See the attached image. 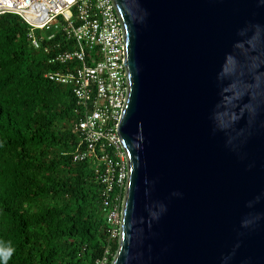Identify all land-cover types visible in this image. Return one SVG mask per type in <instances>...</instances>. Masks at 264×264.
<instances>
[{
    "label": "water",
    "instance_id": "95a60500",
    "mask_svg": "<svg viewBox=\"0 0 264 264\" xmlns=\"http://www.w3.org/2000/svg\"><path fill=\"white\" fill-rule=\"evenodd\" d=\"M128 159L112 264H264V0H112Z\"/></svg>",
    "mask_w": 264,
    "mask_h": 264
},
{
    "label": "trees",
    "instance_id": "16d2710c",
    "mask_svg": "<svg viewBox=\"0 0 264 264\" xmlns=\"http://www.w3.org/2000/svg\"><path fill=\"white\" fill-rule=\"evenodd\" d=\"M29 28L17 13L0 14V245L15 249L7 264H112L120 235L103 209L98 164L74 161L86 148L79 105L71 86L47 77L74 64H50ZM54 31L45 46L75 47Z\"/></svg>",
    "mask_w": 264,
    "mask_h": 264
},
{
    "label": "built area",
    "instance_id": "2783aa9c",
    "mask_svg": "<svg viewBox=\"0 0 264 264\" xmlns=\"http://www.w3.org/2000/svg\"><path fill=\"white\" fill-rule=\"evenodd\" d=\"M9 12L21 15L29 24L28 40L34 49L44 50L50 64H74L69 70L51 71L47 77L71 86L79 105L75 127L80 147L86 144L85 149L76 150L74 161L97 162L103 209L113 225L112 235L118 236L129 167L117 126L128 77L125 34L112 0H0V14ZM52 28L61 29L75 41V47L65 50L58 42L45 46V41L53 42L55 31L48 36L42 31ZM106 262L104 258L96 264Z\"/></svg>",
    "mask_w": 264,
    "mask_h": 264
},
{
    "label": "clouds",
    "instance_id": "9594fccd",
    "mask_svg": "<svg viewBox=\"0 0 264 264\" xmlns=\"http://www.w3.org/2000/svg\"><path fill=\"white\" fill-rule=\"evenodd\" d=\"M15 249L11 246L0 245V261L7 264V261L12 257Z\"/></svg>",
    "mask_w": 264,
    "mask_h": 264
},
{
    "label": "rangeland",
    "instance_id": "374dc122",
    "mask_svg": "<svg viewBox=\"0 0 264 264\" xmlns=\"http://www.w3.org/2000/svg\"><path fill=\"white\" fill-rule=\"evenodd\" d=\"M54 31V29L52 28V29H50V30H43L42 32H43V35L44 36H48L50 33H52ZM117 217V216H116ZM115 217V218H116ZM120 219H121V214H120V217L118 216V223H120ZM115 232H117V228H114V231H113V233H115ZM106 264H108L107 262H106Z\"/></svg>",
    "mask_w": 264,
    "mask_h": 264
}]
</instances>
